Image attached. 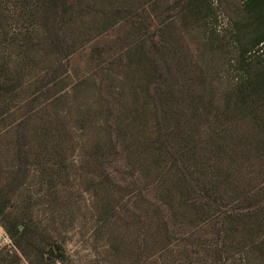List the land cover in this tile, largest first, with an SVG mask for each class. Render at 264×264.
Instances as JSON below:
<instances>
[{
    "label": "trees",
    "instance_id": "16d2710c",
    "mask_svg": "<svg viewBox=\"0 0 264 264\" xmlns=\"http://www.w3.org/2000/svg\"><path fill=\"white\" fill-rule=\"evenodd\" d=\"M222 1L9 0L14 23L33 19L35 30L23 33L20 46L11 45L18 51V66L3 70L4 103L24 82L22 69L32 78L40 62L44 72L23 100L25 113L7 106L12 121L0 127V136L13 127L17 138L18 161L0 186V223L16 251L29 249L52 264L67 259L62 244L50 236L43 235L45 244L35 242L32 223L10 217L8 201L25 180L28 156L40 163L41 148L52 141L47 121L39 129L28 124L42 111L35 107L40 96L41 107L52 98L59 101L65 79L53 65L80 58L85 74L72 86L74 93L81 90V97L75 96L76 118L101 119L85 139L86 160L101 165L100 183L106 185L111 173L104 164L118 156L116 163L129 171L120 190H130L134 198L127 229L112 223L117 210L112 186L97 200L113 262L129 264L136 256L130 246L124 258L129 241L160 252L161 264H264V61L244 58L264 45V0H236L230 35L227 22L214 29L204 22L215 15L213 3ZM0 16L9 17L1 5ZM90 34L94 38L83 45ZM8 35L0 19V36L9 42ZM231 45L243 77L217 84L213 50L225 56ZM59 67L66 73L64 63ZM88 96L93 100L83 99ZM143 216L148 221L142 231ZM178 224L188 229L174 240Z\"/></svg>",
    "mask_w": 264,
    "mask_h": 264
},
{
    "label": "rangeland",
    "instance_id": "374dc122",
    "mask_svg": "<svg viewBox=\"0 0 264 264\" xmlns=\"http://www.w3.org/2000/svg\"><path fill=\"white\" fill-rule=\"evenodd\" d=\"M235 4L236 0H224L220 2V6L216 2L213 3L217 6L216 12L213 17L204 20L208 24L207 28L214 29L216 25H219L218 28H220L223 27L221 25L227 22V32L230 35L232 31L230 32L228 28L232 21L231 14L235 11L233 10ZM0 5L9 13L7 18L0 16L1 23L7 27L8 36L14 38L9 39L8 42L0 36V93L2 94L0 98V117L5 118L4 122H0V127H3L5 123L12 121V118L7 120V116L10 115L7 106L15 107L20 114L25 113L23 100L30 95L32 90L34 91L37 88L44 72L42 70L43 65L40 62L34 64L35 72L33 73L35 75L32 78L27 74L29 73L27 68L22 69L20 72L25 73L24 82L18 86L19 90L11 95L12 99L4 103L5 100L2 99L5 98V94L1 91L2 83L5 82L2 76L3 70H12L18 66V51L11 48V45L14 43V46H20L23 33L28 30L34 31L35 25L34 20L29 18L15 24L13 21L15 7H12L9 0H0ZM150 30H152V26L149 28L148 34ZM81 35L82 32H78V36L81 37ZM94 36L92 34L85 36L81 40L83 45H88L86 41L92 40ZM81 43L77 42L76 46L79 47ZM7 45L10 46V49ZM213 52L215 53L212 55L213 65L217 67L215 71L217 84H232L243 77L242 65L238 64L232 45L228 47L225 56L219 48H215ZM257 57L264 61V45L262 44L251 48L244 56L246 62L249 61V58L257 59ZM78 60L81 59L78 58ZM78 60L72 63L58 61L53 65V67L57 66L59 70L62 69L61 77L65 79L61 87L62 90L59 92L58 102H56L57 98H52L51 102L41 107L39 105L43 103L44 96H40L36 101L35 107L42 111L33 117V121L28 124V129H32V127L39 129V126L47 121L52 130V141H47L45 147L41 148L40 163L36 162V158L31 155L28 156L25 180L9 194L8 212L10 217H19L24 221L30 220L35 231L33 236L35 242L41 241L42 244H45L43 235H47L62 244L67 259L64 263L56 262L55 264H115L113 258L108 254L107 230L99 223V204L97 200L99 198L101 202V193L107 195V189L112 186L115 190L111 194L114 197L113 204L117 206L112 223H119L122 225V229H127L131 220L130 214H134L132 213L134 211V198L131 196L130 190H120V187L124 184L122 179L127 180L129 171L116 163L114 159L118 156L114 159L113 157L109 158L107 163L104 164L107 166L108 174L111 173L106 185L100 183L101 165L99 164L98 168L95 163L89 164L87 162L88 156L84 151V142L86 138L93 134L94 129L99 127L101 119L93 114L82 120L76 118L77 97H81V90L79 88L77 89L78 92L74 93L75 90L72 86L82 79L85 74L84 70H80L81 62ZM63 63L67 68L66 73L63 72L64 67H59ZM13 78L15 79L17 76L14 75ZM58 87L59 85L56 88ZM55 89L53 87L50 92ZM100 93L101 91L97 90L96 96L98 97ZM83 99L90 102L93 97L88 96ZM7 103L8 105H6ZM49 120H53V122ZM16 141L13 127L0 136V186L8 179L18 161L15 151ZM35 142L37 140H31V144L34 143L32 144L33 147ZM33 154L35 153L33 152ZM117 170L120 172H117ZM116 183H118L117 186ZM140 187L144 188L142 183ZM131 189L133 188L131 187ZM145 200H147L146 196ZM142 219L144 221L141 225L143 231L144 228H147L148 219L146 221L144 216ZM177 221L181 220L177 219ZM187 229L188 227L185 224L174 226L172 235L174 240L180 238L181 233L183 234ZM120 231L118 230L117 233H120ZM125 233L127 237H130L129 233ZM125 242L129 245V248L125 252L127 255L124 258L130 254L132 250H130V246L135 249L133 254H136V256H132L129 264H151L153 261L154 264H161L160 252L155 253L156 251L147 250L140 242H136L135 246L129 241ZM121 247L123 249V242ZM14 253L17 254L18 261L13 255ZM217 263L226 264L227 261L221 260ZM0 264H52V262L47 259L43 261L37 259L29 249L24 254L19 250L16 251L7 232L0 223Z\"/></svg>",
    "mask_w": 264,
    "mask_h": 264
}]
</instances>
